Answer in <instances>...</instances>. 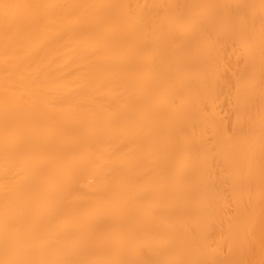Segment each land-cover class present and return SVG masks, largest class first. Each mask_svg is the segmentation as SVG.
I'll use <instances>...</instances> for the list:
<instances>
[{
	"label": "bare ground",
	"instance_id": "6f19581e",
	"mask_svg": "<svg viewBox=\"0 0 264 264\" xmlns=\"http://www.w3.org/2000/svg\"><path fill=\"white\" fill-rule=\"evenodd\" d=\"M0 264H264V0H0Z\"/></svg>",
	"mask_w": 264,
	"mask_h": 264
}]
</instances>
